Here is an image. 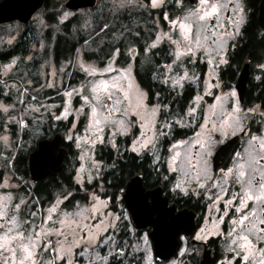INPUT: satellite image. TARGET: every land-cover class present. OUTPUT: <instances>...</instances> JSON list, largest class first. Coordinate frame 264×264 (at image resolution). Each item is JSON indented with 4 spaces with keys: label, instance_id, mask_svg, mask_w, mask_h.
Masks as SVG:
<instances>
[{
    "label": "snow or ice",
    "instance_id": "obj_1",
    "mask_svg": "<svg viewBox=\"0 0 264 264\" xmlns=\"http://www.w3.org/2000/svg\"><path fill=\"white\" fill-rule=\"evenodd\" d=\"M126 6L149 15L156 10L167 30L154 17L153 32L141 45L140 29L124 28L119 34L122 47L113 44L104 57H98L102 66L83 59L77 49L76 59L58 71L68 68L71 74L76 69L86 78L78 86L64 85L61 79L58 105L38 99L44 88L57 89L58 82L51 78L55 71L43 84L37 82L36 89L31 80L0 78V97L8 101L0 99L3 148L10 154L19 148L18 131L30 123L42 124L46 117L68 121L64 138L80 150L74 185L85 200L80 203L66 189L46 204L31 193L15 195L7 191L16 187L9 180L19 178L14 172L0 174V189L5 190L0 192V264H165L169 255L177 257L169 264H188L182 258L197 251L196 242L215 239L223 245L218 264H264V105L244 107L219 71L229 64V48H235L247 22L244 0H121L120 7ZM74 15L64 11L59 20ZM108 28L105 24L101 31ZM164 43L167 62L156 65L152 78L171 93L183 94L186 84L194 87L196 95L182 113L161 98V91H146L133 75L137 57ZM198 62L206 66L203 73L196 71ZM257 67L264 71V63ZM10 68L4 66L5 75ZM205 96L213 98L206 108ZM74 97L79 106L73 105ZM81 117L86 122L83 135L77 130ZM253 123L258 124L255 131ZM13 125L16 132H10ZM181 129H191L192 135L174 138V131ZM118 137L130 138L126 147H121ZM233 137L244 140L239 150ZM98 144L115 153L112 164L96 158ZM127 152L140 160L147 156L174 197L199 198L204 208L200 222L193 225L184 213L174 214V206L167 207L168 201L160 199L159 193H145L138 179L109 192L116 185L101 182L103 173L106 168L115 170V161ZM218 161L230 163L221 167ZM41 163L37 153V172ZM10 166L8 160L5 167ZM149 225L153 231H140ZM129 237L136 243L129 245ZM153 245L159 254L156 258ZM135 252L143 254L142 260Z\"/></svg>",
    "mask_w": 264,
    "mask_h": 264
},
{
    "label": "flooded vegetation",
    "instance_id": "obj_2",
    "mask_svg": "<svg viewBox=\"0 0 264 264\" xmlns=\"http://www.w3.org/2000/svg\"><path fill=\"white\" fill-rule=\"evenodd\" d=\"M146 2V0H145ZM263 0H244L245 12L247 17L246 24L241 28V35L236 37L235 39V48H229V64L222 65L220 68V76L224 84L231 85L236 89L238 98L241 101V104L244 107H250L253 104H261L264 105V71L257 67L258 64L264 63V19H260V11ZM136 8V7H135ZM170 9V8H169ZM168 9V10H169ZM142 10V11H141ZM170 9L169 11H171ZM137 11L134 14V18L138 20L133 23V31H136L138 28L141 31V35L149 34L151 36V31H153V18H158V21L162 26L165 25V22L162 18H159V13L156 10L149 12L143 9L137 8ZM137 26V29L135 28ZM167 46H163V44L159 47L158 50H150V55L155 59V62L158 64L166 63L167 56L166 50ZM159 51V55L154 56L153 52ZM143 54V53H141ZM140 54V55H141ZM140 55L138 56L137 63H140ZM99 55L95 56V59H98ZM153 60V59H152ZM151 66V65H150ZM149 65H139L135 66L133 75L136 78V82L140 84L141 87L145 88L146 91L151 89L152 91H161V98L165 100V102L170 103L171 107L179 113H182V110L187 107L190 103L192 97L196 95V91L194 87H189L187 84L183 90V94L180 92L171 93L170 88L168 86H162L153 81L152 73L155 72L152 67ZM245 69V70H244ZM206 66L203 63L198 62L196 65V71L198 73H203L206 71ZM260 76L261 79L257 80L255 77ZM163 89V90H162ZM149 99L152 100L151 91L149 92ZM213 100L212 97L205 96L204 97V107L206 108L207 103H211ZM258 127L257 123H253L251 125V129L255 131ZM63 128V127H62ZM60 128H42L38 132L39 134L32 138L33 134H29L31 132L30 128L22 129L18 131L20 147L11 151L6 150L4 159L0 160V174H4L8 172L11 176V173H15V177H18L20 183H25L27 186L25 187L26 192L32 194V196H37L41 201L48 202V200L55 195H58L62 189H66L69 191H73L76 199L79 202H84L83 199L84 193L77 192L76 186L74 185V171L71 170L70 161L74 156L77 158L76 150L74 149L71 141L65 139V129ZM62 132V139L60 143V149H65L67 154L64 158V165L61 171L58 172L56 177L45 176L39 182H34L31 179V174L29 170V154L37 147L38 141L41 139H52L54 134L57 131ZM17 128L14 131L16 132ZM136 133V129L133 131ZM185 135L191 136V129H181L175 130L173 133L174 138L180 139ZM31 139L30 144H26V140ZM15 139L16 137H12ZM129 137L118 138L117 140L121 143V147H126L129 143ZM232 140L236 142V148L239 150V147L244 142L242 137H233ZM168 143L167 140L164 141L163 147L167 148ZM112 151L110 147L100 146L96 150V158L102 159L105 165H110L113 162L109 161L106 153ZM60 151H57L55 155H59ZM161 155H164L163 150H161ZM115 156V153L112 151V157ZM10 157L11 166L10 168H6L5 164L7 162V158ZM23 162V163H22ZM118 180H116L117 188L110 187L108 188L109 192L118 191V188L126 187L127 183L138 173H143V188L145 193H152L155 189H160L162 196L167 199L168 206H174L176 212L187 210L192 212L194 215L195 225L200 222V216L204 212L203 202L199 200V198L193 197H174L168 190L167 187L164 186L163 182L159 179V173L153 170L151 166L149 158L146 156L143 160L137 159L134 154L127 152L123 154V158L118 160ZM132 163V169L129 171L125 165ZM221 167L225 165L224 161H218ZM20 164V169H19ZM215 167V164H214ZM111 168H107L103 173V178L101 182L109 181L107 177V173L110 172ZM163 168L161 172H163ZM113 180V179H112ZM111 180V182H112ZM54 184L53 188H50L48 191L45 185ZM95 183V181H94ZM107 187V184H106ZM10 191V189H7ZM44 191V192H43ZM152 200V197L149 196V201ZM151 228L142 229L140 231H150ZM184 234V233H182ZM133 241H130V245H132ZM195 247L197 251L194 254L183 257L182 259H186L188 264H199L200 259L203 255L205 249L213 251V264H218V261L222 256L223 245L220 239H215L212 241H208L206 243L196 242ZM178 251V250H177ZM155 258V257H154ZM177 257L174 255L171 259H176ZM168 261L165 262L168 263Z\"/></svg>",
    "mask_w": 264,
    "mask_h": 264
},
{
    "label": "rangeland",
    "instance_id": "obj_3",
    "mask_svg": "<svg viewBox=\"0 0 264 264\" xmlns=\"http://www.w3.org/2000/svg\"><path fill=\"white\" fill-rule=\"evenodd\" d=\"M64 1H66V0H55L54 5L58 6ZM120 2H121V0H97L98 6H97V9L95 11V13L97 14L96 16H94L95 13L89 14L88 12H85V11L73 12V13H75V15L73 17H69L68 19H66V20L61 22L59 20V17L62 15V13L64 11H69V10H67L65 8H62V10H61L62 12H59L58 15H57L58 19H57L56 24H53V25H48V24L44 23V21H43V24H42L41 23L42 16L40 14L36 15L35 17H33V19L31 18L32 19V24H31L30 27H32V29H34L36 37L39 38L37 44L34 45L32 47V49H31L32 52H34V54H31L30 56H28L25 59H22L20 57H13L11 61H8L5 64H1L0 65V78H3L5 80H7L8 77L11 76L14 80H17V81H19L20 78H23V79H26V80H31L32 81V88L36 89L38 87V83L39 84H43L45 82V78L48 76V74L53 72V71H55V73H56L55 76H53L51 78L58 82L57 89L44 88L40 92V94L38 95V99H40L42 102H45V103L51 102V103H55V104L58 105L60 103V99H59V97L57 95V92L58 91H63V87H61L60 84H59V81L61 79H62L64 85H67V86H78L79 83L86 78L84 73L79 72L76 69H72L71 74H68V68L65 69L64 73H60L58 71V69L62 65H66L68 61H70V60L74 61L76 59V55H77L76 50L77 49L81 50V56L83 57V59H85L88 62H95L99 66H102V65H100L99 59H95L96 55L99 54L100 57H104V54L107 51H109L110 47L113 44H118L119 46L122 47L123 42L119 39V34L124 28L131 29L130 27H127L128 24L121 26V28L117 30L118 32L113 33V35L115 34L117 39H113V36H111L110 33H109V35H108V33H106L105 36L107 38L106 37L101 38V41H98L96 43H95L96 37L97 36L100 37L101 35H98V33L93 34V28H92V24H94L95 18L99 17L98 19H100V16H101L102 19H104L106 17L105 16L106 13H109V17L111 18V20H113V19L121 18L122 14H128L129 13L130 15H134L137 12V11H134L137 8L132 7V6H126V7L121 8L120 7ZM71 18L73 20H76V21L78 20L77 22H78V25L80 27L79 32H76L77 28L73 29L72 37H74L76 39H83V41L79 43V46L75 50L74 53L69 54V56L66 59L60 60L58 63H56L54 61V59L52 58L55 32L59 28V27L57 28V26H60V25H62L64 23H66ZM76 18H79L81 20L76 19ZM137 20H138L137 18H134L133 19V23L136 22ZM121 23L126 24V23H124V21H122ZM161 27H163V28H165V30H167L165 25L164 26L161 25ZM135 28L137 29V26H135ZM19 30H20V28H19ZM131 30L133 31L134 28H132ZM47 31H49V33H47ZM85 32H87V33H85ZM152 32L153 31H151V34H152ZM125 35H127V34H125ZM148 37H150L149 34H144L143 33V35H141V37H140L141 45H143L144 41L146 39H148ZM15 39H16V35H14V36H10L9 35V36H6L4 39H2L1 42H3L6 46L7 45L9 46L12 42L15 41ZM9 41H11V42H9ZM85 41H87L86 45H85ZM141 45H138V49H139V47ZM164 45L167 46L166 43H164L163 46ZM150 54H151L150 51L147 54V56H145L144 54H141L140 58H139L140 59V63H137V59H138V57H137L136 61L134 62L133 71H134L135 66H137V64H139V65H149V66L151 65L150 67H152V69L155 72L158 71V69L156 68V65L158 63L155 62V59L152 58ZM32 56L41 58V64L34 70H30V69H27L25 67V64L28 65L29 62L33 59ZM13 59L16 60L15 64H12ZM122 62L123 61L121 59V63ZM5 65H11V68L7 70V75H5V69H4ZM9 82H11V81H9ZM33 94L35 95L36 92H33ZM45 96H47L49 98L47 101L44 100ZM77 100H78V98H76V97L73 98L72 103H73L74 106H79L78 103H77ZM55 110L56 109H53V111H55ZM69 119H71V117ZM129 119H133L134 120L135 117L134 116H130ZM61 123H63L64 125L61 124ZM66 123H67L68 127H70V124L68 123V121H50L46 117L45 118V122L42 123V124H31L30 123L29 124V128L31 129V132H29V134H33L32 138H34L35 136H37L39 134L38 131L40 129L44 128V127H48L50 125L52 126L54 124L55 126L54 127L52 126L53 128H60L61 129L62 127H64L66 125ZM85 123L86 122L84 121L83 117H81L80 121L77 123V130L79 131V133L81 135L84 134V125H85ZM67 128H65V130H64L65 131V133H64L65 135H66V132H67ZM15 129H16L15 125L10 127V131H14ZM134 130H135V128L132 130V132ZM136 132H137V129H136ZM106 133H107V130L105 132V135H106ZM0 134H2V133H0ZM29 138L30 137H28V139L26 140V144L27 145L30 144V142H31V139H29ZM71 143L73 144L74 149L77 152L76 155H77V158H78V156L80 155V150L76 148L74 141H71ZM100 146L101 145H99V144L96 145L95 152L98 149V147H100ZM0 151H3L4 153L6 152V149L3 148L2 143H0ZM5 157L6 156L0 157V160L4 159ZM77 158L74 156V158L71 159V161H70L71 170H73L74 168L78 167L79 161H78ZM9 159H10V157L7 158V161ZM106 169H105V171H106ZM4 174H8L9 175V173L5 172V171H4ZM9 184L13 185V186H16V187H10L9 188L10 191H12L15 195H26V194H28V192H26V189H25V187L27 186L25 183H20V181H17V179L12 178V179L9 180ZM3 191H5V190L4 189H0V192H3ZM29 193H30V191H29ZM80 203L83 204V203H85V201L84 202H80ZM130 241L131 242L133 241L132 244L136 243V241L131 239V237L128 238L129 245H130ZM134 254L137 255L138 257H140L141 260H142V258H143V254L142 253L135 252ZM152 254H153V258H154L155 256H154L153 247H152ZM166 264H169V261Z\"/></svg>",
    "mask_w": 264,
    "mask_h": 264
},
{
    "label": "trees",
    "instance_id": "obj_4",
    "mask_svg": "<svg viewBox=\"0 0 264 264\" xmlns=\"http://www.w3.org/2000/svg\"><path fill=\"white\" fill-rule=\"evenodd\" d=\"M54 3H55V0H45L43 6L36 11L33 17L40 14L42 16V21H44V23L48 25L56 24L57 19H58L57 15L59 12H62L61 11L62 8L60 7V5L55 6ZM97 6H98V3L93 8H84V9H79L76 11H71V10L69 11L71 12L85 11V12H88L89 14H93L95 13ZM96 15L97 14L95 13L94 16ZM105 16L106 17L104 19H102L101 16H100V19H98L99 17L95 18L94 24H92L93 34L98 33V35H101L100 37L99 36L96 37L95 43L98 41H101V38L106 37L105 36L106 33H108V35L110 33V35L113 36V33L118 32L117 30L120 29L121 26L123 25L128 24L127 27H130L131 29L134 26L133 25L134 15H130L129 13L122 14L121 16L122 19L117 18V19L111 20V18L109 17V13H106ZM32 19L27 24L14 21V22L4 23L0 25V65L5 64L8 61H11L13 57H20L22 59H25L31 54H34V52H32L31 49L34 45L37 44L39 38L36 37L34 29L30 27L32 24ZM76 19H79V18H76ZM77 21L71 18L66 23L60 26H57V28L58 27L59 28L55 32L53 55H52V58L54 59L56 63H58L60 60L66 59L69 56V54L74 53L75 50L78 48L79 43L83 41V39H76L72 37L74 28H77L76 32H79L80 30V27ZM122 21H124V23L126 24L121 23ZM105 24H108L109 28L104 29V31H101V29L103 28ZM47 33H49V31H47ZM9 35L10 36L16 35V39L9 46L8 45L6 46L3 42H1V40ZM32 57L33 59L29 62V64L28 65L25 64V67L30 70L36 69L41 64V58L34 57V56ZM0 99H4L5 102H8L7 98L5 97H0ZM67 127L68 125L66 123V125L62 129H65ZM44 128H52V126L50 125ZM106 155L109 158L110 162L111 161L114 162L113 157H112V151L106 153ZM115 162H116L115 170H111L110 172L107 173V177L109 178V181L113 179L112 184L116 185V187H113V188H117V185H118L116 183V180H118L117 176H118L119 167H118V162L117 161ZM132 166H136V165H133L130 162L128 165H125L124 167H127V170L130 171L132 169ZM19 169H20V164H19ZM54 186H55L54 184L47 183L45 185V187H47L46 191H48L50 188H53Z\"/></svg>",
    "mask_w": 264,
    "mask_h": 264
},
{
    "label": "water",
    "instance_id": "obj_5",
    "mask_svg": "<svg viewBox=\"0 0 264 264\" xmlns=\"http://www.w3.org/2000/svg\"><path fill=\"white\" fill-rule=\"evenodd\" d=\"M44 1L45 0H0V25L14 21L27 24L36 13V11L43 6ZM96 4L97 0H66L60 4V7L71 11H76L84 8H93ZM68 5H71V7H68ZM260 19H264V0L261 5ZM61 139L62 132L59 130L54 134V137L52 139L39 140L37 147L29 154V170L31 179L34 182H39L41 179L48 175L56 177L58 172L61 171L64 165L65 155L67 154L65 149L59 148ZM57 151H60L59 155H55ZM37 153H40V159L42 161L38 172L36 170ZM134 179H138L143 188V173H138L128 183L132 182ZM152 193H159L160 199H166L162 196L160 189H155ZM166 206L169 207L168 205ZM179 213H184L186 217H190L191 223L195 225L194 215L192 212L183 210L174 214L178 215ZM149 227L151 228L150 231L154 230L152 225L147 226V228ZM177 243H179V241ZM153 251L156 258L159 254L154 245ZM172 257H174V255H169L168 260ZM159 258L163 259V256H160ZM199 264H213V251L205 249Z\"/></svg>",
    "mask_w": 264,
    "mask_h": 264
}]
</instances>
